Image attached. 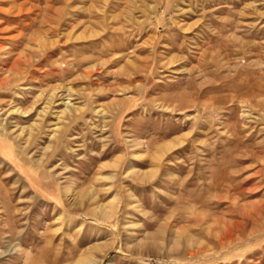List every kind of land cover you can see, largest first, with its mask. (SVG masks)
<instances>
[{"label": "rangeland", "instance_id": "obj_1", "mask_svg": "<svg viewBox=\"0 0 264 264\" xmlns=\"http://www.w3.org/2000/svg\"><path fill=\"white\" fill-rule=\"evenodd\" d=\"M2 1L0 264H264V0Z\"/></svg>", "mask_w": 264, "mask_h": 264}, {"label": "bare ground", "instance_id": "obj_2", "mask_svg": "<svg viewBox=\"0 0 264 264\" xmlns=\"http://www.w3.org/2000/svg\"><path fill=\"white\" fill-rule=\"evenodd\" d=\"M4 1V0H3ZM3 1H2V3H3ZM7 1L8 0H5L4 1V3L6 2L7 3ZM15 1V3H16V0H14ZM21 1V0H20ZM19 2V1H18ZM18 2H17V4H18ZM23 2V1H22ZM14 3V4H15ZM21 2H19V4H20ZM21 5H22V3H21ZM13 6H15V5H13ZM12 6V7H13ZM27 6V5H26ZM23 7H25V6H23ZM34 7V6H33ZM15 8H17V5H16V7ZM22 8V6H19L18 5V8L17 9H19V10H17L14 14H13V12H12V14L13 15H9V16H6V22L7 23H10V24H13V25H11L10 27H7V29L8 30H12V29H17V27H19V28H25L26 27V23H24L25 21V19H23L22 17H21V15H23L22 13H21V9ZM32 9V8H31ZM3 9H1V11H2ZM25 10V9H24ZM0 11V12H1ZM5 12H6V10H5ZM0 15H2V14H0ZM24 15H27V14H24ZM24 15H23V17H24ZM4 16V15H3ZM2 17V16H1ZM2 20V19H1ZM4 21V22H5ZM7 23L5 24V27H1L0 29H5L6 28V26H7ZM4 24V23H3ZM30 25V24H29ZM19 28H18V30H19ZM1 30V31H2ZM20 32V34L18 33V34H16V35H13V36H7V38H3L2 39V41H6V42H10V43H12V45H15V46H20L22 43V41H23V39H24V37H23V35H22V32L21 31H19ZM28 32V31H27ZM4 33V32H3ZM3 37V36H2ZM24 40H26V39H24ZM8 48V47H7ZM11 48V47H10ZM15 48V47H14ZM4 50H5V48H3ZM11 50H12V48H11ZM4 53V52H3ZM8 53V52H7ZM21 55V54H20ZM25 56L26 57H28V54H25ZM6 57V56H5ZM8 57V56H7ZM6 57V58H7ZM10 57V56H9ZM8 59V58H7ZM25 60V59H24ZM29 59H26V62L28 61ZM14 61V60H13ZM17 64V63H16ZM15 64V65H16ZM23 64V63H22ZM10 65V64H9ZM8 65V66H9ZM24 65H25V63H24ZM13 66V65H12ZM27 66V65H26ZM20 67V66H19ZM18 67V68H19ZM25 68V67H24ZM27 68V67H26ZM11 69L13 70L14 69V66L13 67H11ZM20 69V68H19ZM11 71V70H10ZM18 71V70H17ZM30 71V70H29ZM23 72V71H22ZM26 72H28V71H26ZM16 73V72H15ZM21 73V72H20ZM14 74V73H13ZM30 74H31V72H30ZM9 75H10V73H9ZM15 75V74H14ZM12 76V75H11ZM20 77V76H19ZM18 77V78H19ZM35 77V76H34ZM17 78V77H16ZM22 78V77H21ZM7 82H9V81H6V83ZM67 97V98H66ZM60 99H62L63 101H61V102H63L64 103V106H65V108L67 109V108H70V106H72L73 105V103H72V100H71V93H69L68 94V96H63L62 98H60ZM54 101V100H53ZM50 103H53V102H51L50 101ZM15 110V109H14ZM18 110H20V109H18ZM17 110V111H18ZM23 133V132H22ZM111 213V212H110ZM108 214H109V211L108 210H106L105 211V217H103L104 218V220H106V218H107V216H108ZM83 263V262H82Z\"/></svg>", "mask_w": 264, "mask_h": 264}]
</instances>
